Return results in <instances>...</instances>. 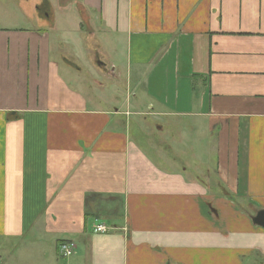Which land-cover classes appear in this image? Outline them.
<instances>
[{"label":"crops","instance_id":"obj_1","mask_svg":"<svg viewBox=\"0 0 264 264\" xmlns=\"http://www.w3.org/2000/svg\"><path fill=\"white\" fill-rule=\"evenodd\" d=\"M263 210L264 0H0L1 264H264Z\"/></svg>","mask_w":264,"mask_h":264},{"label":"rangeland","instance_id":"obj_2","mask_svg":"<svg viewBox=\"0 0 264 264\" xmlns=\"http://www.w3.org/2000/svg\"><path fill=\"white\" fill-rule=\"evenodd\" d=\"M54 4H55V6L52 7V8L42 5V6L39 7L40 8L39 11L41 12V10H46V11H48L49 16L54 15V14H56V15L65 14V15L77 16L79 13L82 12V10L80 8L78 9V7L71 6L70 8H66L64 6L59 7L57 5V2H54ZM41 13L44 14V11H42ZM92 25H94V24H92ZM80 26H81L80 30H81V33L83 34V39H84V42H85V43L83 42V45H82L83 52L85 54L87 53L86 50H85L86 46H91V47L94 46V51H93L94 54H92V57L94 58V61L96 62V60L98 58L100 60L103 59V56H101V53L98 54V49L96 47V41H94V43H93L92 41L94 39L92 37H90L89 35H87L88 30H86L85 26H83V24H81ZM77 37H80V36L78 35ZM62 39H63V35H62ZM55 40H56V38H55ZM78 44H80V43H78ZM61 47L62 48H59V49L56 48V55L54 56L55 60L59 59L58 54L60 52L63 54V56L66 57L67 55H69L71 53V51L74 52V53L75 52L77 53L76 55L71 54L72 57L81 58L83 63H85V61L87 60V57H88L87 55H80L79 54V50L78 49L81 48V45H74V44L71 43L70 40L66 39L65 43L63 45H61ZM103 53H105V55L110 56L113 61H117L118 60L120 62V63L117 64L118 67H119V73L120 74H116L115 73L116 76H113L112 74L106 75V78H104L103 80H105L104 82L107 83V85H108L107 88L108 89H107V91H106V89H100V94H103V95L106 94L109 98H110L111 95H114L117 100H119L118 98H121V100H123V103L126 104L127 97L128 98H132L133 92L131 91L130 87H128V84H127L129 78L127 76L126 68L123 65H120L122 56L121 55L112 56L113 54H112L111 50H109V48L105 49L103 51ZM87 62L88 61H86V65L87 66H86L85 70H86L88 75L93 76V73L90 71V65ZM110 69L111 68L109 67V71H110ZM94 78H103V77L101 75H98V73L94 69ZM100 80H102V79H100ZM95 90H94V93H96ZM97 90H99V89H97ZM133 91H135V89H133ZM132 100H133V98H132ZM132 118L133 119H137L134 116ZM101 225H105L107 227V231L104 232V233L95 232V230ZM110 229L111 228H110V226L107 223H100V224H97V225H95L93 227V232L94 233H98V234H106V233H108L110 231ZM60 254L64 258H69V257H65L61 252H60ZM0 264H1V262H0Z\"/></svg>","mask_w":264,"mask_h":264},{"label":"built area","instance_id":"obj_3","mask_svg":"<svg viewBox=\"0 0 264 264\" xmlns=\"http://www.w3.org/2000/svg\"><path fill=\"white\" fill-rule=\"evenodd\" d=\"M107 231V227L105 225H101L99 226L95 232H101L104 233ZM76 244L74 242H70V243H63L60 246V252L65 256V257H70L72 256L75 251H76Z\"/></svg>","mask_w":264,"mask_h":264},{"label":"water","instance_id":"obj_4","mask_svg":"<svg viewBox=\"0 0 264 264\" xmlns=\"http://www.w3.org/2000/svg\"><path fill=\"white\" fill-rule=\"evenodd\" d=\"M253 221L256 225H259L264 228V210L259 212Z\"/></svg>","mask_w":264,"mask_h":264}]
</instances>
